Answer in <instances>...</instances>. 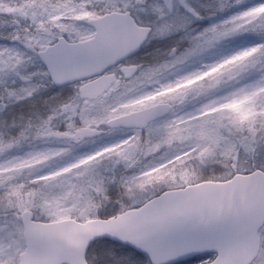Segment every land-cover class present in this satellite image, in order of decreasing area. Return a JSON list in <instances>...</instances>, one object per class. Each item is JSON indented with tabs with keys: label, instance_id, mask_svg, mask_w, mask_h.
<instances>
[{
	"label": "snow or ice",
	"instance_id": "1",
	"mask_svg": "<svg viewBox=\"0 0 264 264\" xmlns=\"http://www.w3.org/2000/svg\"><path fill=\"white\" fill-rule=\"evenodd\" d=\"M0 264H264V0H0Z\"/></svg>",
	"mask_w": 264,
	"mask_h": 264
}]
</instances>
